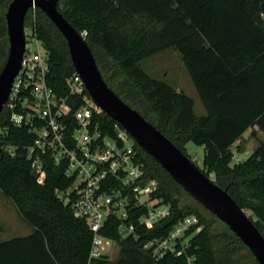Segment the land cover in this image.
<instances>
[{
	"label": "trees",
	"instance_id": "16d2710c",
	"mask_svg": "<svg viewBox=\"0 0 264 264\" xmlns=\"http://www.w3.org/2000/svg\"><path fill=\"white\" fill-rule=\"evenodd\" d=\"M11 1L0 0V72L9 54L5 14ZM58 10L85 36L97 64L98 58L104 60V70L120 84L127 103L141 107L139 112L187 156L189 143L205 148L199 168L214 175L213 181L241 209L253 212V223L263 234L264 0H61ZM29 18L49 52V85L66 96V79L75 72L66 43L41 10H31L25 25ZM168 50L182 56L206 116L195 114L194 101L185 93L141 69L143 61ZM12 113L5 107L0 114V192L34 232L0 242V264H109L105 255L90 257L94 234L57 197V190L65 191L73 183L65 174L66 163L56 165L44 157L46 179L41 183L27 154L34 135L27 127L15 126ZM99 121L110 135L118 125L105 113ZM248 131L263 140L246 160L233 165V151H240ZM8 147L14 151L8 152ZM136 149L145 179L159 183L153 196L170 205L172 214L151 230L138 228V239L123 238L120 221L109 218L101 235L120 246L125 258L117 264L233 263L237 249L226 247L228 240L246 246L217 218L226 233L215 235L199 211L203 206L137 145ZM141 213L134 212L128 223H137ZM188 215H196L202 228L185 253L156 259L143 249V241L167 236Z\"/></svg>",
	"mask_w": 264,
	"mask_h": 264
},
{
	"label": "built area",
	"instance_id": "2783aa9c",
	"mask_svg": "<svg viewBox=\"0 0 264 264\" xmlns=\"http://www.w3.org/2000/svg\"><path fill=\"white\" fill-rule=\"evenodd\" d=\"M32 30L28 33L25 26L21 70L6 107L13 112L12 123L27 127L34 135L27 154L41 183L46 179L44 157L56 165L66 163L65 174L73 183L56 194L71 206L76 218L86 221L94 234L90 257L97 259L105 255L111 242L101 235L109 218L120 221L123 238H137L138 228L153 229L171 216L172 209L153 196L159 183L145 179L136 143L127 131L119 124L112 135L103 131L99 118L104 111L89 96L81 76L75 71L66 79V96L49 85V52L34 26ZM7 150L12 153L14 148ZM233 154V165L243 161L236 157L235 150ZM139 210L142 213L137 223H128ZM201 228L196 215L185 216L167 236L143 241V249L156 259L168 254L179 257L189 249L191 237Z\"/></svg>",
	"mask_w": 264,
	"mask_h": 264
},
{
	"label": "water",
	"instance_id": "95a60500",
	"mask_svg": "<svg viewBox=\"0 0 264 264\" xmlns=\"http://www.w3.org/2000/svg\"><path fill=\"white\" fill-rule=\"evenodd\" d=\"M61 0H12L5 14L9 54L0 72V114L6 107L25 52V22L41 10L64 39L75 71L89 96L116 121L147 155L156 161L196 202L224 223L264 264V236L226 189L202 172L169 138L141 113L123 101L105 81L86 38L58 10Z\"/></svg>",
	"mask_w": 264,
	"mask_h": 264
},
{
	"label": "rangeland",
	"instance_id": "374dc122",
	"mask_svg": "<svg viewBox=\"0 0 264 264\" xmlns=\"http://www.w3.org/2000/svg\"><path fill=\"white\" fill-rule=\"evenodd\" d=\"M33 21V18H29L25 25L28 33L33 32ZM6 41L8 40L6 39ZM98 59V66L100 67L101 73H103L105 78L110 82L112 90L123 101H125L126 96L120 93V84H115V80H113V78H111V75L109 74L110 72H108V70H104V60L101 58ZM141 69L154 80L168 83L175 88H178L176 86H179V88L181 86L183 89H180V92H183L194 99L196 103L195 113L197 116H200L199 114L201 111H203L204 113L206 112L199 96H196V89L194 88L193 82L184 65L182 56L178 52L174 50H168L154 57L146 59L141 63ZM192 91L194 92L195 97L192 96ZM125 102L127 103V101ZM129 105L133 107L131 104ZM134 109H136L138 112L139 109L143 111V109L139 106L135 107ZM261 137L263 138V136ZM261 137H252L250 135V132H248V134L243 137L240 151L236 152V157L241 160H246L250 156V154H252V151H255L259 147L262 139ZM204 149V147L197 146L194 143H189L186 145V153L191 158V160L194 161L201 169L203 167V158L205 154ZM210 178L214 180V175H210ZM198 208L201 214L206 217L208 223L211 224L212 228L214 229L215 235L226 233L225 226L220 221H218L210 212H208L201 206H199ZM244 212L252 221H256L255 215L251 210L245 209ZM22 223H24V221L19 216L14 204L0 192V228L4 229V236L10 232L15 231L16 227ZM262 232L264 233V228ZM4 236L0 234V237ZM226 245V247L233 245L234 248L237 249V253L232 256L233 263L231 264H258L253 254L246 247L238 245L236 239L230 238ZM105 257L109 264H117L121 259L125 258L120 246L116 243L111 242L105 249Z\"/></svg>",
	"mask_w": 264,
	"mask_h": 264
},
{
	"label": "crops",
	"instance_id": "0c3cea01",
	"mask_svg": "<svg viewBox=\"0 0 264 264\" xmlns=\"http://www.w3.org/2000/svg\"><path fill=\"white\" fill-rule=\"evenodd\" d=\"M264 18V17H263ZM170 85V84H169ZM194 85V84H193ZM173 87V86H172ZM176 87H178V88H175V87H173V88H175V90L177 91V92H180L181 90L180 89H183L181 86H180V88H179V86H176ZM194 88H195V86H194ZM196 89V88H195ZM196 92H197V95L196 96H199V93H198V91H197V89H196ZM188 96V95H187ZM192 96L193 97H195V94H194V92L192 91ZM190 97V96H189ZM191 99H193L192 97H190ZM200 98V97H199ZM193 101H194V99H193ZM195 107H196V103H195V101H194V111H195ZM196 114V113H195ZM200 116H198V117H203V116H206V112L204 113L203 111H201L200 112V114H199ZM248 132H250V135H251V131H248ZM248 132L247 133H245L244 134V136L246 135V134H248ZM243 136V137H244ZM261 136H259V137H257V138H260ZM262 138V137H261ZM263 140V138L261 139V141ZM243 142V141H242ZM240 144V142H237V145H239ZM205 150V149H204ZM254 152V150L252 151V153ZM251 155V154H250ZM4 229L3 228H0V234H2L3 236H4ZM33 232H34V228L32 227V226H30V225H28L27 223H22V224H20V225H18L17 227H16V230L15 231H13V232H10V233H8V234H6L4 237H0V242H3V241H8V240H11V239H14V238H18V237H28V236H30V235H32L33 234Z\"/></svg>",
	"mask_w": 264,
	"mask_h": 264
}]
</instances>
